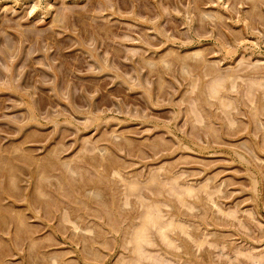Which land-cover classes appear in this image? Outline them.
I'll use <instances>...</instances> for the list:
<instances>
[{
    "label": "rangeland",
    "instance_id": "obj_1",
    "mask_svg": "<svg viewBox=\"0 0 264 264\" xmlns=\"http://www.w3.org/2000/svg\"><path fill=\"white\" fill-rule=\"evenodd\" d=\"M37 1L0 0V264H264V0Z\"/></svg>",
    "mask_w": 264,
    "mask_h": 264
},
{
    "label": "bare ground",
    "instance_id": "obj_2",
    "mask_svg": "<svg viewBox=\"0 0 264 264\" xmlns=\"http://www.w3.org/2000/svg\"><path fill=\"white\" fill-rule=\"evenodd\" d=\"M5 1V0H4ZM7 1V0H6ZM39 1V0H38ZM37 1V2H38ZM12 2H14V1H12ZM36 4H38V3H36ZM40 4V3H39ZM197 4V3H196ZM48 5V4H47ZM33 6V5H32ZM50 6V5H49ZM34 7V6H33ZM34 9H36V7L34 8ZM46 10V9H45ZM48 10V9H47ZM32 12V11H31ZM47 37V36H46ZM8 48V47H7ZM10 51V50H9ZM10 53V52H9ZM8 62H10V61H8ZM11 63V62H10ZM6 67V66H5ZM4 67V68H5ZM7 68V67H6ZM8 70H9V68H7V72H8ZM6 74H8V73H6ZM5 79V78H4ZM225 79V78H224ZM222 82L221 81V79L219 80H215V81H213V83L212 84H210L211 86H210V88H209V91H210V96H211V93H212V95L214 96V94L216 95V93H218V89H219V87H220V85L222 86V84H220V83ZM224 82V81H223ZM5 85H7V83L5 84ZM221 102V101H220ZM222 103V102H221ZM223 104H224V102H223ZM171 188V187H170ZM187 191H189L190 192V194H191V192L193 191L192 189H190V188H187V190H186V193H187ZM36 192H37V194H39V195H43V192H42V190H40V188L39 187H36ZM185 192V191H184ZM181 194H183V193H181ZM181 194H179L180 196H181ZM188 194V193H187ZM126 196V195H125ZM156 203V202H155ZM154 202H152V203H150V204H147V209L146 208H144V212L140 215V216H142L141 217V221H140V225L138 226H136L135 227V230H133V237H132V239L134 240L133 242H132V244H133V247L135 248V249H137V252L139 253V255L141 256V255H147L148 253H146L145 251H144V249H143V244H147V245H149L150 244V242H149V238H148V227H152V228H155V230H156V232H157V235L158 236H160L159 238L160 239H162V241H163V243H165V245H169V244H171L172 243V240L165 234V229H166V227H168L169 225L168 224H170V223H168V222H165V221H163L160 217H161V214H160V210H159V205H157V204H155ZM141 205H142V203H141ZM160 216V217H159ZM16 220H17V226H16V233L18 234H22V232L24 233V229H23V231H20L21 229H20V226H21V224H22V220L21 219H19L18 218V216H17V218H16ZM15 220V221H16ZM24 223H25V221H24ZM168 223V224H167ZM27 225V224H26ZM167 225V226H166ZM170 226H172V225H170ZM182 228V227H181ZM29 231V230H28ZM21 232V233H20ZM27 232V231H26ZM25 232V233H26ZM150 233V232H149ZM167 233V232H166ZM27 234V233H26ZM76 235V234H75ZM150 236V235H149ZM131 239V240H132ZM151 239V238H150ZM151 241V240H150ZM151 245V244H150ZM2 247H3V245H2ZM133 248V249H134ZM133 251V250H132ZM134 252L136 253V251L134 250ZM138 253H136V254H138ZM139 255H138V257L137 258H139ZM149 255V254H148ZM142 257V256H141ZM147 257V256H146ZM149 257V256H148ZM151 257V256H150ZM153 257V256H152ZM143 258V257H142ZM151 259H154V258H151ZM136 261H138V260H136ZM157 261V260H156ZM133 263H136L135 262V260H134V262ZM56 264V263H55ZM138 264V263H137Z\"/></svg>",
    "mask_w": 264,
    "mask_h": 264
}]
</instances>
